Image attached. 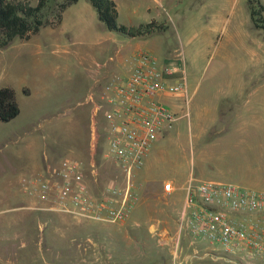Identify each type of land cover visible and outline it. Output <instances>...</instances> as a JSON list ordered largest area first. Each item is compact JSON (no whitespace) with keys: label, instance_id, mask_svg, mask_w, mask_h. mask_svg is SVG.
Masks as SVG:
<instances>
[{"label":"rangeland","instance_id":"obj_1","mask_svg":"<svg viewBox=\"0 0 264 264\" xmlns=\"http://www.w3.org/2000/svg\"><path fill=\"white\" fill-rule=\"evenodd\" d=\"M30 1L33 5L38 2V0ZM181 1L184 4L190 0ZM260 1L264 5V0ZM207 5V1L203 3L201 0L200 4L194 2L189 8H181L177 12L180 21L181 18L183 21L187 19L195 25L194 28L189 26L178 30L184 32L185 41L190 42L187 45L186 63L182 60H178L177 63L182 64L186 75L194 82V85L202 75L200 80L202 88H200L198 96L207 90L209 102L212 106H219L221 101L218 99L222 95V88H220L222 84L220 83L224 82L228 69L236 67L240 62L236 54L234 57L226 58V55L222 56L223 54L218 51L209 53L201 59L193 60L192 50L196 45L195 41L193 43L191 40L200 31V23L210 16L212 7L216 10L217 15L218 10H225L222 15L225 17L224 23L227 29L221 35L222 41L219 44L225 42L230 33L237 31L234 28L237 26L234 25L237 22L241 23L243 29L247 31L248 39L251 38L248 36L249 33L259 37L258 32L260 31L264 40V30L255 28L251 22L248 0H209V5ZM50 6L46 14V9L43 11L44 18L49 23L57 20L56 4L52 3ZM206 7L208 9H205ZM203 9L204 11H202ZM208 10L210 11L207 12ZM123 20L124 17L122 20L118 19L120 23H124L121 22ZM168 24L169 28L165 32H160L153 38L157 44L155 55L162 60L166 59L169 50L179 45L177 28L172 23ZM61 37L71 43V55L69 57L56 54L50 57L36 55L35 70L54 69L52 91L49 90L46 101L47 115L56 114L58 108L62 109L65 106L66 114L63 116L65 125H58L61 120L56 116H50L48 120H44L43 109L45 107L43 108V106L45 105L43 104L45 100L36 101L43 106L40 114L35 118V124L25 123L23 125L25 128L35 125L37 134H43L44 131L49 133L45 139L38 141L39 148L36 154L40 161H44L46 155L57 160L66 156L87 160L88 156L91 157V141L93 129L96 126L94 134L98 139V144L95 150L98 151L99 155L97 156L102 163L100 182L105 184L113 178L121 179L118 166L112 161L103 159V154L108 149V121L105 111L100 110L94 115L95 100L99 101L100 95L107 91L109 80L107 84H105L106 82L102 83L104 86L98 87V92L93 86L95 71L99 66L113 73L121 72L118 64L124 61L125 54L122 52L115 56L117 44L113 39L124 41L129 37L108 30L99 20L96 11L94 17L88 16L85 31L71 22L70 30L62 33ZM106 38L107 44L111 46L108 52L96 53L87 50L89 45ZM237 48L239 46L235 43L228 46V50L232 52ZM112 56L116 59L111 60ZM248 62L251 61L248 60ZM182 75L184 74L182 73ZM41 94L38 95L41 96ZM186 107L187 104L185 109ZM214 126L203 138H198L190 116L178 118L174 122L169 133L154 150L157 155L155 161L143 165L141 169L135 171L133 189L138 199L131 219L122 224L78 219L70 215L36 211L23 207L26 205L24 204L26 203L24 202L26 193L24 185L19 184V181L26 173H29L26 169L30 161L29 142L21 141L17 146V151L10 145L0 148V185L4 182L14 183L15 194H19L20 197L19 201L0 204V264H106L105 260L116 263L115 261H127L129 258H141L142 252L151 257L158 255L169 261L172 258L169 248L173 243L163 248L161 238L177 233V221L180 220L184 208V192L177 189L166 194L163 185L167 180L172 181L175 185H182L193 175L199 177L198 167L203 152L208 151V144L211 139L217 136L216 132L222 129L223 122L219 120ZM53 129H56L55 134L51 131ZM97 133L100 135L98 136ZM217 149L222 152V142ZM204 163L207 164L209 172H217L212 161ZM87 176L91 179L90 172H87ZM212 178L217 179L214 176ZM94 189L96 190V187L93 185V192ZM129 231L136 235L135 240L147 244L145 249H137L136 242L127 240L125 235ZM143 233L148 235L143 236ZM108 234L114 235L115 238H107ZM183 240L188 244L193 238L188 236V239L185 237ZM127 245H131L132 248L129 253L126 252L125 256L121 248ZM193 245L199 254L210 250L220 255H226L232 258V261L236 259L234 255L225 253L220 243L195 239ZM102 246L108 248L106 253ZM111 250L115 253H113L114 256L109 257L107 254L109 255ZM99 253L102 255L100 260L98 259ZM227 259L229 258L221 257L216 260L211 255H207L202 258L195 257L191 264H234ZM259 264L264 263L259 262Z\"/></svg>","mask_w":264,"mask_h":264},{"label":"crops","instance_id":"obj_2","mask_svg":"<svg viewBox=\"0 0 264 264\" xmlns=\"http://www.w3.org/2000/svg\"><path fill=\"white\" fill-rule=\"evenodd\" d=\"M63 1L64 0H55V3ZM114 1L117 4L119 13L118 19L122 20L124 17V20L121 21L124 22L122 24L134 26L141 23L164 22L166 29L156 31L143 37L127 36L129 38L124 41L113 39L117 44L115 48V56L122 52L125 54L124 61L121 64H118V68L121 72L113 73L110 70H104L99 66L95 71L93 86V88L97 89V92L99 90L98 87L104 86L102 83L106 82L105 84H107V81L110 80L113 75L119 74L122 77L129 76L134 68L133 58L139 52L148 51L155 55L157 44L153 38L158 33L165 32L169 28L168 23H172L173 26L177 28V31L181 30V28H188L189 26L194 28L195 25L187 19L183 21L181 18L180 21L177 12L181 8H189L194 2L199 4L201 2V0H192V2H190V0V3L187 1L182 4L181 0ZM205 1H207L209 5V0H203V3ZM205 9L208 8L206 7ZM95 11L96 9L93 7L90 0H78L64 10L62 20L59 23H46L37 33L31 35L29 39H15L7 48L0 49V87L12 86L15 89L16 98L20 106V113L13 120L9 122L0 120V148L10 145L15 151H17V146L21 141L27 140L29 142L28 151L30 153V161L26 166L27 172L29 173H26L25 176L20 179L19 184L21 183L24 185L25 181L33 177L49 174L55 169H60L63 167L66 159L75 158L66 156L57 160L54 159V157L46 155L44 161H40L36 154L39 148L38 141L45 139L49 133L44 131L43 134H37L35 125L25 128L23 124H35V118L38 117L42 106L45 105L43 106V108L45 107L43 109L44 120H48L50 116H56L61 120L58 125H65V118H63L66 114L65 106L62 109L58 108L56 114L53 113L47 115L48 109L46 108V101L49 96V90L52 91V77L55 75V71L54 69L49 70L48 68L35 70V56L41 55L42 57H50L56 54L69 57L72 53L71 43L61 37V34L70 30L71 22L85 31L87 29L88 16L91 15L94 17ZM202 11H204V9ZM209 11L210 10L207 12ZM210 12V16H207L206 20H203L200 23V31L196 33V39L193 37L191 40L192 42L195 41L196 45L192 50L193 60L201 59V57H204L209 53L212 54V52L218 51L223 54L222 56L226 55V58L234 57L236 54L237 59L240 62L236 67L228 69L225 74L224 82L220 83L222 84V86H220V88H222V95L221 98L218 99V101H221L219 106H212L208 99L207 90H204L203 93L198 96L199 90L202 88L200 84L202 75L194 85V82L186 75L185 68L182 67V64L177 63L178 60H182L186 63L187 45H189L190 41H185L184 32L178 31L179 45L174 49L169 50L166 59H159L164 66H174L178 70L173 75H170L172 81H179L178 77L181 76L182 73L185 76V91L178 93H164L160 96V100L164 102L173 113L175 112L176 120L184 116H190L192 125L193 127L195 126V134L198 138H203L209 133L219 120L223 122L222 129L216 132L217 136L211 139L208 144V151L203 152L198 167L199 177L193 175L182 185H175L170 180H167L163 185L166 194L172 193L177 189L182 190L184 192V203L188 186L192 185L193 188L197 189L198 185L205 180L233 183L243 188L264 189V40L261 36L262 32H258L259 37H255V35L249 33L248 36L251 37L250 42V39L247 37V31L243 29L241 23L237 22L234 24L237 25L234 26L237 31L230 33V36L225 39V42L219 44V42L222 41L221 35L224 31L226 32L227 29L225 26L226 24L224 23L225 17L222 15L225 10H218L219 16L217 15L216 10H214V7H212ZM174 13H176V15H174ZM180 22L182 23L180 24ZM231 43L238 44L239 46L234 52L228 50V46ZM110 49L111 46L107 44L106 38L89 45L87 50L96 53H106ZM115 59L114 56L111 57V60ZM248 60L251 62H248ZM39 93H42L41 96L38 95ZM102 95L103 93L100 95L99 101L97 99L95 100L96 104L102 101ZM37 100H45V102L42 105L41 103H36ZM185 103L187 104L186 109ZM95 107L94 115L96 114ZM95 128L96 126H94L91 141V157L88 156L85 161L80 159L87 165L90 164V161L93 158ZM169 129L164 130L162 136H160L154 143L151 151L145 159L144 165L155 161L157 155H155L154 150L158 147V143L165 138V135L169 133ZM51 131L54 133L56 129ZM217 138L220 140L218 141ZM221 142L223 150L222 152H219L217 148ZM16 154H18V152H16ZM205 161H212L215 164L214 169L217 170V172H209L207 164L204 163ZM119 172L121 174V179L113 178V180L122 182L123 174L120 170ZM212 176L217 177V179L212 178ZM169 182L172 183V187L170 190H167L165 189V184ZM15 187L14 183L11 182L1 183V205L19 201L20 197L19 194H15ZM94 191H98V188H96V190L94 189ZM24 202H26L24 203L26 205L23 207L30 209L29 206L32 203V199L27 194L24 196ZM179 221L180 220L177 221L176 234L172 236L166 235L161 238V243L163 241V248L168 244L173 243L169 248L170 253L172 254V258L169 261L162 259L158 255L151 257L142 252L141 258H129L127 261H115L116 263H111L109 260H105L106 264H191L195 257L202 258L207 255H211L216 260L217 258L226 257L229 258L227 260L234 264H239L237 259H235L234 262L232 261V258L210 250L205 251L203 254H199L197 248H193V244L195 239H202L191 236L188 231H180ZM144 235L148 234L143 233V236ZM188 236L192 237L193 240L187 244L183 239L185 237L188 239ZM106 237L115 238L114 235L110 234L106 235ZM125 237L129 242H136L138 244V247L136 246L137 249H145V246L147 245L145 242L135 240L136 235L130 231L126 233ZM102 247L106 253L108 248L105 246ZM131 248V245L121 248L124 252L123 255L125 254L126 256ZM113 253L115 252H112L111 250V255L107 254V256H114ZM101 256L102 255L100 254L98 257L99 260ZM257 264H259V262Z\"/></svg>","mask_w":264,"mask_h":264},{"label":"built area","instance_id":"obj_3","mask_svg":"<svg viewBox=\"0 0 264 264\" xmlns=\"http://www.w3.org/2000/svg\"><path fill=\"white\" fill-rule=\"evenodd\" d=\"M133 61L129 76L111 77L102 101L95 107L96 113L105 111L108 121V149L103 159L118 166L123 181L101 184L102 163L97 158L95 137L89 165L68 158L60 169L24 182V192L32 199L30 209L103 223L122 224L131 218L138 199L133 175L142 168L164 130L176 121L160 96L186 88L185 76L172 81L170 75L178 71L176 67L164 66L153 53L139 52ZM93 185L98 191L93 192ZM171 187V182L165 184V189ZM179 230L220 243L239 264L264 262V189L213 180L202 181L197 189L188 186Z\"/></svg>","mask_w":264,"mask_h":264},{"label":"trees","instance_id":"obj_4","mask_svg":"<svg viewBox=\"0 0 264 264\" xmlns=\"http://www.w3.org/2000/svg\"><path fill=\"white\" fill-rule=\"evenodd\" d=\"M52 1V2H51ZM78 0H38L33 5L30 0H0V49L7 48L15 39H29L43 25L49 23L44 18L52 3L56 4V21L62 20L64 10ZM98 13L99 20L110 31H115L129 37H143L156 31L166 29L165 23L150 22L129 26L118 21V9L114 0H90ZM51 2V3H50ZM250 17L257 28L264 29V5L260 0H248ZM20 113V106L12 86L0 87V120L9 122Z\"/></svg>","mask_w":264,"mask_h":264}]
</instances>
